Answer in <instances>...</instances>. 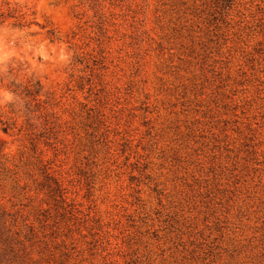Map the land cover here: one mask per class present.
Returning <instances> with one entry per match:
<instances>
[{"label": "rangeland", "instance_id": "1", "mask_svg": "<svg viewBox=\"0 0 264 264\" xmlns=\"http://www.w3.org/2000/svg\"><path fill=\"white\" fill-rule=\"evenodd\" d=\"M1 15L0 264H264V0Z\"/></svg>", "mask_w": 264, "mask_h": 264}, {"label": "trees", "instance_id": "2", "mask_svg": "<svg viewBox=\"0 0 264 264\" xmlns=\"http://www.w3.org/2000/svg\"><path fill=\"white\" fill-rule=\"evenodd\" d=\"M2 15L0 16V20H2ZM1 23H3V21H1ZM13 89H12V94L16 97H20L21 95H25V96H30L33 98H36L40 95L41 92V88L38 82H34V80H30L28 81L27 85L25 86H17V85H12ZM8 130V128H3V132L6 133Z\"/></svg>", "mask_w": 264, "mask_h": 264}]
</instances>
